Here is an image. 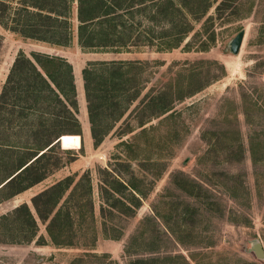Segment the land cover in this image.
Masks as SVG:
<instances>
[{"label":"rangeland","instance_id":"374dc122","mask_svg":"<svg viewBox=\"0 0 264 264\" xmlns=\"http://www.w3.org/2000/svg\"><path fill=\"white\" fill-rule=\"evenodd\" d=\"M173 1L181 7L182 0ZM184 1L190 11L182 8L185 23L173 33L187 27L190 32L179 47H168L173 38H159L171 32L167 24L143 16V36L155 35L153 44L145 40L124 54L82 50L76 9L67 47L23 39L9 28L11 22H0V93L20 52L62 56L74 68L83 129L82 149L67 151L61 142L39 165L48 177L0 203V218L27 203L38 222L33 241L19 230L0 232V264H264L253 251L256 243L264 250V0H227L220 12L216 8L224 0ZM201 5L209 7L198 19ZM242 30L236 55L230 44ZM114 60L136 64L127 94L104 85L95 96V128L106 132L95 147L82 72L89 62ZM169 104L173 110L161 115ZM27 137L0 130L10 147ZM4 148L0 184L14 167L15 155ZM67 177L75 179L68 194L80 181L77 193L88 196L90 180L94 216L89 207L80 217L71 208L72 228L66 217L61 233L60 220L53 225L57 245L32 199ZM114 177L125 183L134 179L148 193L140 196L134 214L103 211L114 193ZM184 180L202 188L192 194V186L180 187ZM120 190L114 197L131 204L133 193Z\"/></svg>","mask_w":264,"mask_h":264},{"label":"trees","instance_id":"16d2710c","mask_svg":"<svg viewBox=\"0 0 264 264\" xmlns=\"http://www.w3.org/2000/svg\"><path fill=\"white\" fill-rule=\"evenodd\" d=\"M226 2L227 0H224L217 6L218 12L226 8ZM180 6L177 8L173 0H0L2 13L0 22L6 26H8L6 22H11L12 26L9 28L23 39L46 43L52 47H67L73 39L71 16L76 9L78 43L82 50L124 54L132 53L133 47L141 48L145 43L146 37L141 30L143 16H149L152 23L167 24L171 32L159 38L168 40L173 38L174 43H168V47H179L190 32V28L187 27L173 33L175 28L185 23L182 8L190 11L189 3L184 0ZM208 7L203 6L198 19L207 14ZM10 8L11 13L8 14L6 11ZM149 8L151 11L147 15ZM154 39L155 35H151L146 41L149 40V44H153ZM187 45L189 46V43ZM202 50L205 51L207 48ZM135 64L133 61H95L89 62L82 72L95 147L102 143L106 134V132L99 134L95 128L93 115L95 96L100 95L104 85H112L113 89L120 90L122 95L127 94L131 81L129 73ZM172 110L171 104L166 105L162 108L161 115ZM79 113L78 90L71 62L58 55L33 52L29 57L20 52L0 93V130L14 129L28 134V137L27 142H18L19 145L15 143L13 145L15 147H10L8 142L0 139V148L5 147L4 149L11 150L10 152L15 155V158L12 159L11 156L10 159L14 167L0 184L1 186L6 182L0 188V203L14 198L48 177L49 172L41 171L39 165L47 157V152L56 148L58 144L55 143L62 136L61 146L64 150L83 148L81 138L83 129ZM141 125L144 126V122ZM38 137L44 138L45 141L40 139L32 143V140ZM38 150L45 152L39 155ZM1 161L2 158L0 163ZM74 181V177H67L32 199L39 219L45 223L50 222L48 232L57 245L61 243L57 242L53 225L60 220L56 226L60 228L61 233L65 224H68L67 218L68 227L72 228L74 220L69 212L71 208L76 209L75 212L80 217L84 214L83 208L89 207L88 214L94 216L90 180L87 185L88 196L77 193L83 186L80 181L68 194ZM188 185L192 186V194L195 190L193 188H202L191 180L180 182L183 189ZM111 186L114 193L106 199V207L102 208L104 212L108 210L111 213L112 210H117L134 214L135 208L141 205L140 198L148 196L134 179L125 183L114 177ZM120 187L133 193L131 204L122 198L114 197L115 193L121 192ZM64 209L67 211L65 216H62ZM18 230L27 235L28 241H33L37 237L38 222L27 203L20 204L0 218L2 234L15 235ZM142 263L144 260H137L131 264Z\"/></svg>","mask_w":264,"mask_h":264},{"label":"water","instance_id":"95a60500","mask_svg":"<svg viewBox=\"0 0 264 264\" xmlns=\"http://www.w3.org/2000/svg\"><path fill=\"white\" fill-rule=\"evenodd\" d=\"M244 37H245V33H244V30L240 31L237 36L232 40L231 44H230V50L233 54H239L240 52V49L242 47V44H243V41H244ZM61 143L60 142V139H58L56 141L55 144H59ZM5 183H3L0 188L5 185ZM253 251L257 254V256L260 258V259H263L264 258V250H263V247L260 243H256L254 246H253Z\"/></svg>","mask_w":264,"mask_h":264},{"label":"bare ground","instance_id":"6f19581e","mask_svg":"<svg viewBox=\"0 0 264 264\" xmlns=\"http://www.w3.org/2000/svg\"><path fill=\"white\" fill-rule=\"evenodd\" d=\"M62 137H63V136H62ZM62 137L60 138V142H62V143H63V141H61Z\"/></svg>","mask_w":264,"mask_h":264}]
</instances>
